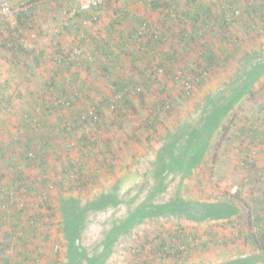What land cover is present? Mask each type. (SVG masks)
Masks as SVG:
<instances>
[{
  "label": "trees",
  "instance_id": "trees-1",
  "mask_svg": "<svg viewBox=\"0 0 264 264\" xmlns=\"http://www.w3.org/2000/svg\"><path fill=\"white\" fill-rule=\"evenodd\" d=\"M61 3L62 0L18 1V10H14L15 22L0 14V48L12 55L14 68L21 69L30 80L33 75H44L35 70L45 69L46 61L53 63L51 71L39 79L38 93L34 92L32 101L25 107L14 106V96L6 97V88L0 94V264H40L47 255L42 249L43 242L49 240L47 232L54 225L49 219L58 214L61 216L58 224L69 247L67 264H101L104 259L83 248L82 232L89 222L88 213L93 209L97 210L95 213L112 210L110 207L120 205L119 198L132 200L133 196L127 193L118 196V187L114 185L107 189L103 187L101 197L83 205L81 197L70 194L68 198V192L78 191L82 195L89 186L101 185L104 176L109 178L116 173L119 161L116 136L120 130H126L130 119L136 120L140 116L142 120L136 123L134 130L136 133L138 129L145 130L150 136L163 122L164 115L172 114L175 109L171 90L180 85L182 98L193 97L203 88L215 67H224L231 60L237 62V54L244 45L240 42L242 34L254 36L264 31V0H146L149 10L160 14L157 20L121 10L111 22L101 24L98 39L87 31L81 37L80 34L85 22L99 23L103 8L93 12L96 18L92 12L78 11L76 18H84L80 25L76 24L74 41L71 44L66 39L53 42L50 45L53 52L48 54L47 50L35 47L34 39L27 38L31 36L37 10L46 11L45 5ZM63 30L66 29L63 27ZM77 48L82 49L81 55L75 52ZM22 56L31 57L34 68L29 66V61L22 63ZM189 58L194 63L185 60ZM241 76L227 80L232 82L227 83L229 87L240 86ZM250 79L254 77L248 76L244 80ZM99 81L104 82L106 88L111 87V91L104 90ZM236 88L232 94L243 89ZM212 99L216 104L226 102ZM235 102H239L238 99L232 98L227 106L231 107ZM203 104L196 106L201 115ZM141 110L146 112L145 115ZM214 113L218 117L209 115L206 121L202 120L204 125H214V119L221 118L226 111L217 107ZM232 119L230 121L234 122L235 118ZM260 125L251 122L239 128L248 147L236 146L242 164L250 166L253 178L254 167H257L253 152L264 149V128ZM195 130L203 133L202 129ZM170 137L173 140V136ZM232 139L240 140L238 134ZM167 142L173 145L172 141ZM169 151L160 155L163 164L171 162L167 155ZM198 155L201 159L204 150ZM199 156L195 158L199 159ZM160 161L153 174L159 185L157 191L165 186L162 178L166 174L160 177L159 173L167 170ZM249 181L254 183V179ZM51 191L54 199L60 198L58 207L51 198ZM261 192L264 195V190ZM176 197L170 204H161L157 211L174 209L178 215L198 222L207 221L212 215L233 221V215L239 214L238 217L242 216L240 221L250 230L255 229L246 238L264 253V199L254 196L248 204L249 210L243 207L245 211L240 213L237 196L226 195L216 204ZM34 198L39 201L34 202L33 207L30 201ZM150 198L142 201L136 210L130 206L131 213L123 223L119 227L116 223L108 231L104 254L109 253L107 249L117 241L120 233L138 223V217L146 213L143 207L151 208ZM32 207L37 211L31 212ZM109 224L105 226L106 230ZM208 236L204 238L203 234H187L180 230L171 239L150 240L153 249L149 260L142 258V253L149 251L146 244L134 246L132 261L134 264L156 261L165 264L169 259L191 255L200 244L205 248L214 243L211 235ZM37 240L43 242L37 244ZM56 263L57 260L53 264Z\"/></svg>",
  "mask_w": 264,
  "mask_h": 264
},
{
  "label": "rangeland",
  "instance_id": "rangeland-1",
  "mask_svg": "<svg viewBox=\"0 0 264 264\" xmlns=\"http://www.w3.org/2000/svg\"><path fill=\"white\" fill-rule=\"evenodd\" d=\"M8 1L0 0V4L9 3L12 12L9 19L13 18L12 22H15L14 12L18 10L17 2L21 0ZM105 2L99 23L82 25L81 29L87 31L92 37L100 36L101 33L98 32L103 27L101 24L111 22L113 18L118 17L117 12L120 14L121 10L140 14V16L149 18L151 21L157 20L160 15L149 10L150 5L146 4V0H106ZM45 7L47 8L46 11L37 10V19L30 31L31 36L27 40L34 39L36 41L34 45L36 44L37 49L47 50L50 54V51L53 52L50 48L53 42L66 39L71 44L74 41L76 38L75 27L80 25V20L84 16L77 19L73 13V10L78 8V0H62L58 6L48 4ZM63 27L66 29L65 31ZM90 42L92 43V40ZM240 42L244 45L237 54V62L231 60L224 67H215V71L203 88L198 89L193 97L182 98L180 85L171 90L172 96L175 98V109L172 114L164 115L163 122L157 125V131L152 130L150 136L145 130L138 129L137 133L134 130V127L142 120L139 118L140 116L136 117V120L130 119L127 122L126 130H120L115 140L119 161L114 175H110L109 178L104 176L101 185L89 186L87 192L82 195L77 193L78 191H75L76 193L69 191L68 196L66 195L68 198L70 194L77 198L81 197L80 200L83 205H86L102 196L103 187L107 189L115 185L118 187L116 190L118 196L122 193L133 196L132 200L119 198L120 205L110 207L112 210L108 209L95 213L97 210L93 209L88 213L87 220L89 222L84 226L82 232L83 248H86L84 251L87 253L95 254L101 260L104 259L101 264H134L132 248L142 243L146 244L147 249H149V251L146 250L145 253H142V258L149 260L152 256L151 249H153L150 247V240L156 239L158 242L161 238L171 239L180 230L187 232V234L200 233L203 234L204 238H209L208 234H210L214 243L208 244L205 248L200 244L191 255L169 259L165 264H264V253H261L253 245L250 238H246L255 232V229L250 230L245 223L240 221L242 216L238 217L239 214H234L233 221L228 220L229 222L225 218H217L214 215L212 218L209 217L210 219L207 221L198 222L187 219L184 215L181 217L178 212H174V209L164 208L157 211L161 204H170V200L176 196L198 199L213 204L219 203L218 200L225 199L226 195L233 198L237 196L240 213L245 211L243 207L249 210L248 204L254 196L264 199L261 192L264 190V149H256L257 151L254 150L253 152L257 163V167H254V178L250 176L252 172L250 166L242 164V156L236 150L238 145H241L243 149L248 147L247 141H244L245 135L241 133L239 128L251 122L261 124L262 126H260L264 128V31L258 32L254 36L242 34ZM11 58H13L11 54L0 48V94H2V89L6 88V97L11 94L14 96L13 105L25 107V104L32 101L34 92L38 93L41 81L39 79L51 71L53 63L46 61L45 69L41 67L35 70V72L38 71L44 75H33L29 80L23 71L21 73V69L14 68ZM21 60L22 63L29 61V66L34 68L35 64L30 63L31 57L22 56ZM185 60L194 63L191 58ZM244 73L263 77L256 79L257 86H251L253 93L242 89L241 92L237 90V93L232 94V91L237 89L236 87H243L241 84H239L240 86L233 84L229 87L227 83L231 81L227 80L241 74V79L243 78L241 82H243L245 81ZM99 83L104 90L111 91V87L106 88L107 85L104 82L99 81ZM170 84L174 85L172 81ZM212 98L222 99V102H226L223 104L220 102L218 104L212 103ZM232 98L238 99L239 102H235L229 107L227 103ZM198 103H204L202 115L197 113L199 111L196 107ZM217 107H221L226 113L221 118L214 119L216 121L214 125H204L202 120L205 119L206 121L209 115L218 117L214 113ZM140 112L144 115L146 113L143 110ZM183 116L185 117L183 118ZM231 119L234 122H231ZM195 129H202L201 132L203 133H199ZM144 132L146 133L144 134ZM165 134L167 137H163ZM234 134H238L240 140H233ZM170 136H173V140ZM167 141H172L173 145L171 146ZM122 142L125 144L122 145ZM262 147L264 148V145ZM168 149L170 150L167 153L170 155L168 160H171L172 163L169 161L163 164L159 160L160 155H164ZM203 150L204 155H201L200 159L198 152ZM195 156H199V159H196ZM158 161L163 164V168H167L166 171L159 173L160 177L166 174L162 178L166 187L161 186L159 191H157L158 182L153 176ZM210 167L211 170H209ZM30 173H34V171ZM249 179H254V183ZM53 191H51L52 196ZM150 194L153 195L152 198L149 197ZM52 196V200H55V206L58 207L60 198L54 199ZM124 197L126 198V196ZM148 198L152 200L149 206L151 208L143 207L142 209H145L146 213L138 217V223L129 226L128 230L120 233L117 241L113 243L110 249H107L109 253L104 254L106 251L104 240L108 231L113 229L116 223L118 227L121 222L123 223L126 216L131 213L129 211L130 206L132 210H136L142 201H146ZM127 200L131 202L130 205L125 202ZM38 201V198H34V201H30V205L34 207V202L37 203ZM33 207L31 212H36L37 210H33ZM29 213L30 210H28ZM26 216L29 215L26 214ZM49 221L54 225L48 229L49 240L45 243L42 241V249L46 251L47 255L44 256L40 264H53L56 260L58 261L56 264H67L66 252L69 247L63 230L58 224L61 221V216L58 214L50 218ZM108 224L110 227L106 230L107 227L105 226ZM36 242L37 244L42 243L39 240ZM150 264L162 263L156 261Z\"/></svg>",
  "mask_w": 264,
  "mask_h": 264
},
{
  "label": "built area",
  "instance_id": "built-area-1",
  "mask_svg": "<svg viewBox=\"0 0 264 264\" xmlns=\"http://www.w3.org/2000/svg\"><path fill=\"white\" fill-rule=\"evenodd\" d=\"M104 3H105V0H78V8L74 9L73 13L76 14L78 11L92 12L93 17L96 18L97 15L93 12L96 10L98 11V10L102 9L104 6ZM0 14L6 15V16H8V18H10L12 16L11 7H10L8 2H4L1 4ZM86 24H88V23L85 22L84 25H86ZM84 31L85 30L81 31L80 37L82 35H84ZM75 52H77V54H79V55H81L83 53L82 49H80V48H77ZM118 98H119V96L117 97V99ZM52 187L53 186L51 185L49 188L51 189ZM44 197H47V196L44 195Z\"/></svg>",
  "mask_w": 264,
  "mask_h": 264
},
{
  "label": "crops",
  "instance_id": "crops-1",
  "mask_svg": "<svg viewBox=\"0 0 264 264\" xmlns=\"http://www.w3.org/2000/svg\"><path fill=\"white\" fill-rule=\"evenodd\" d=\"M241 75V74H240ZM248 77V76H250V77H254V79H250L248 82L247 81H245L246 83V85H248V86H246L245 84H244V82H241V86L243 87V91H249V90H252V85H255V86H257V83H256V79H261L263 76H256V75H254V74H251V73H246L245 74V77Z\"/></svg>",
  "mask_w": 264,
  "mask_h": 264
}]
</instances>
